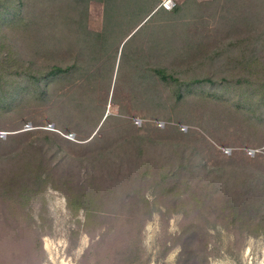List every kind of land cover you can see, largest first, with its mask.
I'll return each mask as SVG.
<instances>
[{"label": "rangeland", "instance_id": "obj_1", "mask_svg": "<svg viewBox=\"0 0 264 264\" xmlns=\"http://www.w3.org/2000/svg\"><path fill=\"white\" fill-rule=\"evenodd\" d=\"M176 2L152 18V0L139 36L99 55L102 83L0 102V264H264V0ZM103 20L92 0L90 30ZM135 134L160 142L144 154L151 178L104 192L116 141ZM244 177L262 184L234 218Z\"/></svg>", "mask_w": 264, "mask_h": 264}, {"label": "trees", "instance_id": "obj_2", "mask_svg": "<svg viewBox=\"0 0 264 264\" xmlns=\"http://www.w3.org/2000/svg\"><path fill=\"white\" fill-rule=\"evenodd\" d=\"M91 1L0 0V87H16L8 98L6 94L0 93L2 106H12L24 93L39 92L43 96H59V93L54 91L78 75L83 76L84 81L87 79L94 84L102 83L103 69L111 58L114 47L117 46V53L120 43H123L152 11L149 10L152 0H94L104 5L103 27L94 32L89 28ZM158 12L152 18L160 13H169L161 8ZM138 20L140 22L131 28V24ZM129 27L131 30H128ZM142 29L130 40L133 41L139 36ZM101 53H110V58L96 65ZM21 72L23 74L19 75ZM160 72L164 74V71ZM98 78L99 81L96 80ZM60 88L64 90L63 87ZM96 141L94 137L88 143L74 144L94 147ZM159 143L157 139L141 134H135L125 142L123 139L116 141L115 144L120 149L116 153L118 166L114 169V174H107L109 178L105 181L104 192L120 191L127 181H131V177L141 173V168L149 162L148 160L143 166L144 154L149 155V151ZM110 155L113 153L108 149L100 148L92 151L90 158L98 169H103L100 164L109 165ZM141 174L144 180L151 178L149 172ZM166 179L169 177H162L163 182ZM239 179L240 197L236 199V195L227 199V203L231 205L228 210L234 218L251 213L254 208L251 199L253 200L262 184L253 177ZM259 206L254 209L256 213L263 210V204Z\"/></svg>", "mask_w": 264, "mask_h": 264}, {"label": "built area", "instance_id": "obj_3", "mask_svg": "<svg viewBox=\"0 0 264 264\" xmlns=\"http://www.w3.org/2000/svg\"><path fill=\"white\" fill-rule=\"evenodd\" d=\"M177 7L176 0H160L159 8L164 9L166 11H172ZM257 151L250 150L249 153L251 155L256 154Z\"/></svg>", "mask_w": 264, "mask_h": 264}, {"label": "water", "instance_id": "obj_4", "mask_svg": "<svg viewBox=\"0 0 264 264\" xmlns=\"http://www.w3.org/2000/svg\"><path fill=\"white\" fill-rule=\"evenodd\" d=\"M143 26V24L142 25H140L127 39H130L141 27ZM126 39V40H127ZM125 40V41H126Z\"/></svg>", "mask_w": 264, "mask_h": 264}]
</instances>
